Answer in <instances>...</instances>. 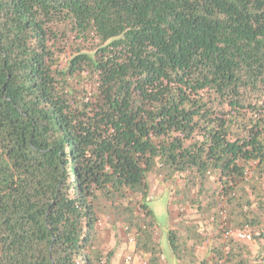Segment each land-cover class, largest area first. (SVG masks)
<instances>
[{"label":"trees","instance_id":"obj_1","mask_svg":"<svg viewBox=\"0 0 264 264\" xmlns=\"http://www.w3.org/2000/svg\"><path fill=\"white\" fill-rule=\"evenodd\" d=\"M150 175L176 260L264 264V0H0V264H158Z\"/></svg>","mask_w":264,"mask_h":264},{"label":"crops","instance_id":"obj_2","mask_svg":"<svg viewBox=\"0 0 264 264\" xmlns=\"http://www.w3.org/2000/svg\"><path fill=\"white\" fill-rule=\"evenodd\" d=\"M170 201H171V198H168L167 216L170 221H173L172 225L174 226V224H176L180 220V216H179V213L178 214L174 213L175 207H172V205L170 204ZM149 209H151L150 206H149ZM184 219H189L191 221H198L199 215L193 212L192 214L185 216ZM198 232H199V235H202V236L207 235L208 238L205 240V242H202V244L200 245H195L193 241L188 242L187 248L190 249V252L187 255L190 257L189 259L180 260V261L176 260L173 252L171 251V248H170L171 258L167 259L164 256L162 248L160 247L161 257L163 259H160V262L158 264H198L204 259L205 260L211 259V254L209 253V251L212 249V245L216 242V240H219L220 238H221V241L223 240L222 236L218 237L217 235L218 231L213 229L212 227H206L205 229H199ZM103 239H104L103 248L111 255L109 264H123L124 258L128 254H134V260L132 264H149L148 260L150 258V253H145L143 254V256H141L139 254L140 252L135 250L134 245H130L127 243L125 236L123 235L120 228L115 231L112 229V232L110 231L104 232ZM157 241H158V236H157ZM190 259L192 260V262Z\"/></svg>","mask_w":264,"mask_h":264},{"label":"rangeland","instance_id":"obj_3","mask_svg":"<svg viewBox=\"0 0 264 264\" xmlns=\"http://www.w3.org/2000/svg\"><path fill=\"white\" fill-rule=\"evenodd\" d=\"M179 182H180L179 178H176L175 180H173V182L169 180L166 183H163L162 179L158 178L155 175H150L148 177V184H149L148 203L149 206L151 207V210L153 211L154 225L156 228L159 245L162 248L164 256L167 259L171 258V251L168 242V230L173 222L170 221L167 216V203L169 197L167 191H171V189L174 188L175 184ZM174 210L176 211V212L174 211V213L177 214L179 213V211L176 208H174ZM103 227L102 229L104 232L106 231L112 232V229L114 231L119 229L118 227H112L110 225H107L104 228ZM233 229L236 228H231L229 230H233ZM249 232L251 234L250 230ZM207 238L208 236L206 235V239Z\"/></svg>","mask_w":264,"mask_h":264},{"label":"built area","instance_id":"obj_4","mask_svg":"<svg viewBox=\"0 0 264 264\" xmlns=\"http://www.w3.org/2000/svg\"><path fill=\"white\" fill-rule=\"evenodd\" d=\"M104 219L98 222V227H103ZM223 241H228L233 239L235 241L240 242H249L251 241V234L249 232L248 227L245 228H236L233 230H226L222 233ZM127 243L130 245H135V237L130 236L128 237ZM134 260V254H128L123 261V264H132Z\"/></svg>","mask_w":264,"mask_h":264}]
</instances>
